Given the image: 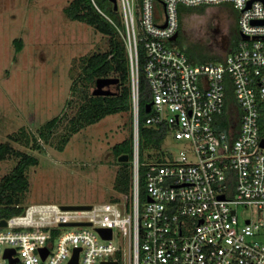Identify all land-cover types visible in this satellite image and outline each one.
I'll return each instance as SVG.
<instances>
[{"label":"built area","instance_id":"2783aa9c","mask_svg":"<svg viewBox=\"0 0 264 264\" xmlns=\"http://www.w3.org/2000/svg\"><path fill=\"white\" fill-rule=\"evenodd\" d=\"M228 1L240 11V39L221 60L193 63L168 44L179 29V3ZM117 3L131 65V190L90 208L26 205L0 226V264H69L78 248L79 264H264V0ZM140 42L152 91L146 123L165 125L185 147L176 160L147 164L144 199ZM241 205L250 215H240ZM98 228L111 229V238ZM8 249L17 262L5 257Z\"/></svg>","mask_w":264,"mask_h":264},{"label":"rangeland","instance_id":"374dc122","mask_svg":"<svg viewBox=\"0 0 264 264\" xmlns=\"http://www.w3.org/2000/svg\"><path fill=\"white\" fill-rule=\"evenodd\" d=\"M71 1L0 0V143L23 129L38 135L43 124L61 118L50 141L40 139L42 149L10 140L16 149L39 158L27 171L30 184L22 195L23 206L95 205L119 196L116 184L123 164L112 145L129 135L130 112L109 114L59 146L81 100L82 83L72 94L80 60L108 47L106 35L91 24L67 16L65 8ZM177 9L183 30L168 44L183 50L193 63L221 60L218 56L224 57L230 47V42H224L226 37L233 38L236 48L240 11L233 2L195 6L179 3ZM118 12L122 17L120 7ZM139 16L136 7L137 22ZM138 33L139 37L143 35L140 28ZM139 48L144 68L142 42ZM112 89L117 90L115 85ZM184 148L183 141L168 135L159 148L151 150L148 160H176ZM15 163L14 155L0 163V180ZM239 213L246 216L251 212L241 205Z\"/></svg>","mask_w":264,"mask_h":264},{"label":"trees","instance_id":"16d2710c","mask_svg":"<svg viewBox=\"0 0 264 264\" xmlns=\"http://www.w3.org/2000/svg\"><path fill=\"white\" fill-rule=\"evenodd\" d=\"M65 12L69 18L91 24L97 31L106 35L108 37V47L106 50L95 51L83 56L80 60V70L74 78L72 94L74 95L77 90H80L78 84L82 83L81 100L75 114L69 119L67 130L62 134V142L59 146L62 147L63 143H66L73 134L82 128L100 121L109 114L130 112L129 135L122 141L112 145L116 157L129 154V160L122 161L123 165L116 184L119 195L129 193L133 174L134 117L132 113L131 65L124 38L126 29L123 18L109 0H72L66 6ZM106 15L112 18V21ZM182 30L183 25L179 19V34ZM232 41L228 52L233 49ZM218 58L223 57L218 56ZM142 62L140 59L139 140L140 172L143 185L145 170L150 162L148 156H152L151 150L153 148H159L163 144L169 133L165 125H149L146 123L147 117L152 114V111L147 112L145 109L146 104L152 101V91L141 65ZM99 77L118 78L119 82L115 85L117 88L115 93L94 95L91 87L96 84ZM231 99L234 100L232 94ZM60 120L61 118L58 116L43 124L38 129V135L23 129L19 133L9 134V140L0 143V163L8 156L14 155L16 158V163L11 171L0 180V220L23 212L25 206L21 204V199L30 184L27 171L32 165L39 162L37 156L16 149L11 141L24 143V145L35 149H42L43 144L40 139L43 140L42 142H49ZM141 192L144 199V185ZM118 197L114 196L112 199L117 200Z\"/></svg>","mask_w":264,"mask_h":264},{"label":"water","instance_id":"95a60500","mask_svg":"<svg viewBox=\"0 0 264 264\" xmlns=\"http://www.w3.org/2000/svg\"><path fill=\"white\" fill-rule=\"evenodd\" d=\"M115 9H118V3L117 0H109ZM179 32H176L171 39L175 40L178 38ZM247 38V37H246ZM119 82V79L116 77H99L96 80L95 87L93 89L94 95H106V94H113L115 93V90L112 89L113 85H117ZM152 102L146 104L145 109L147 112L151 110ZM119 161H128L129 160V154H123L118 157ZM223 197V196H222ZM63 208H90L91 205H62ZM70 224H78V223H70ZM7 221L5 218L0 220V226H6ZM98 230L103 234L104 237L111 238L112 236V230L111 229H105V228H98ZM79 248L76 249L75 256L72 258V260L69 262V264H79L78 261V253ZM13 249H8L5 253V257H8L10 260V263H15L18 261V258H12L11 254L13 253ZM42 252L44 253V257L47 254V249L43 248ZM102 264H118L116 261H103Z\"/></svg>","mask_w":264,"mask_h":264},{"label":"flooded vegetation","instance_id":"af4514ba","mask_svg":"<svg viewBox=\"0 0 264 264\" xmlns=\"http://www.w3.org/2000/svg\"><path fill=\"white\" fill-rule=\"evenodd\" d=\"M232 39H233L232 37H231L230 39H229L228 37H226V38L224 39V42H226V43H227V42H230V43H231Z\"/></svg>","mask_w":264,"mask_h":264}]
</instances>
